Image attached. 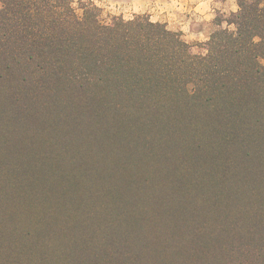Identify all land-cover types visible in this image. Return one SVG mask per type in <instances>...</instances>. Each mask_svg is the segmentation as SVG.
<instances>
[{"label":"rangeland","instance_id":"obj_1","mask_svg":"<svg viewBox=\"0 0 264 264\" xmlns=\"http://www.w3.org/2000/svg\"><path fill=\"white\" fill-rule=\"evenodd\" d=\"M10 67L0 255L11 264H264V73L239 85V125L220 137L196 122L201 109L141 124Z\"/></svg>","mask_w":264,"mask_h":264},{"label":"trees","instance_id":"obj_2","mask_svg":"<svg viewBox=\"0 0 264 264\" xmlns=\"http://www.w3.org/2000/svg\"><path fill=\"white\" fill-rule=\"evenodd\" d=\"M1 1L0 65L45 76L48 88L55 87V95L78 99L89 110L137 116L141 124L152 115L147 124L157 126L167 113H183L186 120L194 109H201L200 114L194 111L196 122L205 132L220 136L224 124L239 125L236 111L244 103L239 85L247 83L249 88L253 78L262 74L254 71V57L264 54V42L251 44L250 36L252 31L264 36V22L260 27L241 23L238 40L218 32L207 46L219 55H210L202 68L189 64L181 69L177 60L186 49L178 34L149 23L147 16L128 23L114 18L112 26L102 27L97 23L98 9L86 11L80 20L68 0ZM242 3L243 15L254 11V3ZM59 9L64 10L65 19L54 11ZM225 42L227 49L219 52L218 43ZM233 49L247 55L241 57ZM192 76L204 87L190 97L184 84ZM173 120L161 124L180 127Z\"/></svg>","mask_w":264,"mask_h":264},{"label":"clouds","instance_id":"obj_3","mask_svg":"<svg viewBox=\"0 0 264 264\" xmlns=\"http://www.w3.org/2000/svg\"><path fill=\"white\" fill-rule=\"evenodd\" d=\"M248 3H254L255 9L254 11L249 9L247 15H243L245 9L242 0H164V2H155V0H68V7L80 20L86 11L91 8L98 9L97 23L102 27L112 26V18H119L122 22L128 23L137 17L147 16L149 23L163 25L165 31L178 34L179 40L186 49L185 56L177 60V66L183 69L189 64L193 68H202L208 63L210 55L214 57L219 55L206 46L212 42L218 32H225L231 36L232 40H238L241 23L246 21L249 25L261 26V22H264V0H248ZM54 11L58 12L61 19L66 18L63 15V9ZM234 16L241 17V20L234 21ZM67 18L71 19V17ZM250 31H252L251 28ZM262 42H264V36L252 31L250 43L260 44ZM226 43H218L219 52L227 49ZM233 50L237 51L241 57L247 55L244 50ZM254 64L255 72L264 73V54L257 53L254 57ZM203 87L204 84L196 76H192L184 84V90L190 97L195 96ZM0 264H11V261L6 256L0 255Z\"/></svg>","mask_w":264,"mask_h":264},{"label":"crops","instance_id":"obj_4","mask_svg":"<svg viewBox=\"0 0 264 264\" xmlns=\"http://www.w3.org/2000/svg\"><path fill=\"white\" fill-rule=\"evenodd\" d=\"M155 2H164V0H155ZM235 19H237L236 16L233 17V20H235ZM218 22H219V21H217V23H218Z\"/></svg>","mask_w":264,"mask_h":264}]
</instances>
